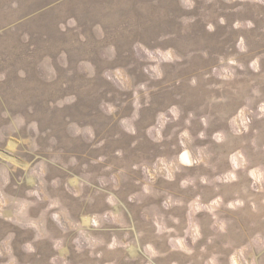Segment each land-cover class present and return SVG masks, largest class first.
Returning a JSON list of instances; mask_svg holds the SVG:
<instances>
[{"label":"rangeland","instance_id":"1","mask_svg":"<svg viewBox=\"0 0 264 264\" xmlns=\"http://www.w3.org/2000/svg\"><path fill=\"white\" fill-rule=\"evenodd\" d=\"M0 75V240L19 264H264V4L0 0Z\"/></svg>","mask_w":264,"mask_h":264},{"label":"clouds","instance_id":"2","mask_svg":"<svg viewBox=\"0 0 264 264\" xmlns=\"http://www.w3.org/2000/svg\"><path fill=\"white\" fill-rule=\"evenodd\" d=\"M259 3L261 4H264V0H258ZM182 4L191 9V8H194L195 7V0H182ZM220 24H225L226 21L223 17L220 18ZM77 26V21L75 20V18H70L68 21H67V25L65 24H61L60 25V29L62 31H66L68 27H73L75 28ZM248 27V28H251V27H254L253 23L251 21H248L246 25H242L241 22L237 21L233 27L234 28H240V27ZM207 29L208 31H215V26L212 25V24H209L207 26ZM98 32H99V26H97V29H96ZM100 35L102 36V32H100ZM25 39H27V37H25ZM81 39H85V37L82 35L81 36ZM162 39H164V37H162ZM244 38L241 37L240 38V41H239V44L237 45L241 51H245L246 48L244 47ZM143 50L145 53L148 54L149 58L151 59H155L156 57L153 55L152 52L149 51L148 48H146L142 43L138 42L137 44L134 45V51H136L137 55H139V50ZM108 51L112 52L113 54H115V48L114 46L113 47H110L108 49ZM158 53L161 52L160 49H157L156 50ZM173 49L169 48L167 50V53L163 55V59L165 61H174V60H179L181 59V57L179 56H173ZM62 56H64L65 54H61ZM50 60L51 58H48L46 57L45 58V61L43 63L45 64H48L50 63ZM223 62V61H222ZM229 63L230 64H235L236 61L235 60H229ZM66 66V65H65ZM253 67H256L255 65V62L253 63L252 65ZM87 67L91 70L90 71V75H94V69H93V66L88 63L87 64ZM242 67V65H241ZM257 71L259 70L258 68L256 69ZM48 71L50 73H52V76H55L56 74V69L54 66L52 67H49L48 68ZM149 69L148 68H145V72H148ZM152 71H156L157 72V76L155 78L159 79V78H162L163 77V73L162 71H160V69L157 67L155 69H152ZM216 71V70H214ZM226 71V70H225ZM116 72L117 74H119L121 72V69H116ZM20 75L23 77L25 74L21 71ZM105 77L109 80H112V76L106 72L105 74ZM52 77H49V79H51ZM0 79H3V76L0 75ZM191 83L193 85H195L197 83L196 79L193 78V80L191 81ZM140 88H145V85L144 84H141L139 86ZM76 101V97L75 96H72V97H67L61 101H57L56 102V105L55 106H59V107H63L66 103H74ZM135 106L138 108L139 107V104H138V101L137 103L135 104ZM109 114L113 113L116 111L115 107L112 106V105H108L105 109ZM262 111H264V109H262ZM169 112L172 114L171 115V118L172 119H175V120H179L180 119V116H181V112L179 110V107L176 106V105H173L170 109H169ZM163 113L159 114L158 115V118L162 119L163 118ZM138 118V116L136 117ZM195 118L194 116V113H189V119L185 121L186 124L190 125L191 124V120ZM202 119V122L205 124V127H207V122L205 120V118H201ZM121 124L122 125H128L129 124V121L127 119L125 120H122L121 121ZM161 127H163V125H161ZM31 128H33L34 130H37V125L35 122H33V124L31 125ZM125 131L129 132L130 134L132 135H135L136 134V130L133 126H127L125 127ZM151 131L152 129L149 130V134H151ZM245 131H247V129H245ZM182 136L184 137H190V133L187 129H185V131L182 133ZM199 138L200 139H205L206 136H205V133L204 132H201L199 133ZM213 139L217 140V142H219L220 140V134L219 133H216L214 134L213 136ZM117 155H121L120 152H117ZM101 160H103V157L100 158ZM184 163L188 164L189 161H188V157H187V153L185 152V154L183 155L182 157ZM193 163H195V161H193ZM250 175H253V178H255V175L254 173H250ZM233 179H235V176H233ZM191 181H182V186H187L188 183H190ZM205 183H207V180H204ZM8 219H12L11 217H8ZM15 222V221H13ZM199 238V237H197ZM15 239V233L14 232H10L7 234V236L3 239V240H0V264H19V260L17 258V256L14 254V248L12 246V242L14 241ZM35 239H40L39 236H37ZM211 239L209 240V243H211ZM193 244L196 243V239H193L192 241ZM21 248L23 251H25L26 253H35L36 252V248L33 246V242H28V243H25L23 245H21ZM185 251H188V249H184ZM204 249H202L203 251ZM7 256V260H4L3 258ZM230 264H249L248 260L247 259H243V250L241 251H238L236 253H234L230 258ZM207 264H217V258L216 257H213L211 258ZM252 264H256V261L255 259L252 260Z\"/></svg>","mask_w":264,"mask_h":264}]
</instances>
